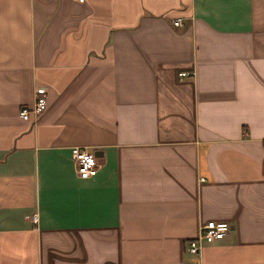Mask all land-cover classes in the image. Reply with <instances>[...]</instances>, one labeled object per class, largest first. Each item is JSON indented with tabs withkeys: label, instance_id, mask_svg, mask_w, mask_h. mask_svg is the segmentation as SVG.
<instances>
[{
	"label": "crops",
	"instance_id": "1",
	"mask_svg": "<svg viewBox=\"0 0 264 264\" xmlns=\"http://www.w3.org/2000/svg\"><path fill=\"white\" fill-rule=\"evenodd\" d=\"M0 264H264V0H0Z\"/></svg>",
	"mask_w": 264,
	"mask_h": 264
},
{
	"label": "built area",
	"instance_id": "2",
	"mask_svg": "<svg viewBox=\"0 0 264 264\" xmlns=\"http://www.w3.org/2000/svg\"><path fill=\"white\" fill-rule=\"evenodd\" d=\"M74 3L83 4L85 0H70ZM174 27L180 26L178 20L174 21ZM181 77H186L188 74H181ZM47 109V101L44 90L37 89L35 92V102L31 108H24L19 111V118L25 122H28L31 118L40 117ZM73 159L76 175L81 179H90L96 176L97 172L101 168V164L98 162L95 154L88 151L85 148L74 147L70 150ZM25 220L32 226H37L38 216L33 214L26 216ZM229 225L223 222H208L201 226L197 237L193 240L186 242L185 251L193 256L199 254L202 245L212 244L223 238L228 232Z\"/></svg>",
	"mask_w": 264,
	"mask_h": 264
}]
</instances>
